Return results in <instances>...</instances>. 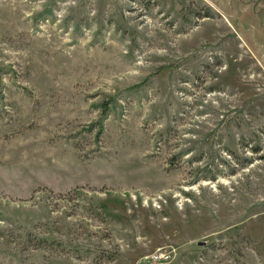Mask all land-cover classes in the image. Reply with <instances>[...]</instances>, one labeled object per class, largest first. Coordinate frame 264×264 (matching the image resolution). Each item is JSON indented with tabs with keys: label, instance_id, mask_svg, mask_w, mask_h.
Segmentation results:
<instances>
[{
	"label": "rangeland",
	"instance_id": "1",
	"mask_svg": "<svg viewBox=\"0 0 264 264\" xmlns=\"http://www.w3.org/2000/svg\"><path fill=\"white\" fill-rule=\"evenodd\" d=\"M0 264H264V0H0Z\"/></svg>",
	"mask_w": 264,
	"mask_h": 264
},
{
	"label": "trees",
	"instance_id": "2",
	"mask_svg": "<svg viewBox=\"0 0 264 264\" xmlns=\"http://www.w3.org/2000/svg\"><path fill=\"white\" fill-rule=\"evenodd\" d=\"M254 9H255V7H254ZM259 11H257V13H258ZM259 14V13H258ZM257 147H253V149H256Z\"/></svg>",
	"mask_w": 264,
	"mask_h": 264
}]
</instances>
